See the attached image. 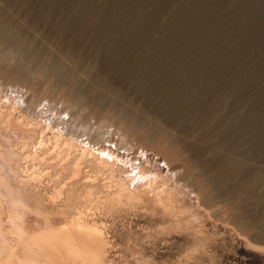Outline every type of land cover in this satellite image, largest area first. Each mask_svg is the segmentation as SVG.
<instances>
[{"label": "rangeland", "instance_id": "374dc122", "mask_svg": "<svg viewBox=\"0 0 264 264\" xmlns=\"http://www.w3.org/2000/svg\"><path fill=\"white\" fill-rule=\"evenodd\" d=\"M10 1V6L2 0L0 5L32 32L38 12L49 11V23L57 17L65 30L69 15L83 10L84 49L92 65L100 59L94 44H100L110 48L108 57L115 52L118 58L155 66L149 82L159 86L158 103H167L166 94L175 88L185 93L172 113L189 110L191 122L179 119L188 134L155 113L138 114L168 130L172 142L199 143L205 148L199 155L190 149L164 154L167 143L159 138L155 148L132 144L129 138L125 146H115L117 126L111 120L100 123L97 99L86 109V116L94 118L85 135L84 124L72 129L70 114L59 123L58 109L45 105L36 115L42 124L51 122L52 130L90 142L104 164L114 165V175L108 165L100 166L101 173L91 168L106 198L94 203L91 212L112 240V264H264V0H24L25 17L14 9L21 0ZM159 66L165 69L162 76ZM175 70L176 77L171 74ZM8 92L11 100L21 94L13 88ZM128 98L145 104L130 92ZM201 123L202 130L197 129ZM182 158L192 160L190 165L183 166ZM121 178L139 192L151 184V193H161L164 203L154 204L145 193V199L109 197Z\"/></svg>", "mask_w": 264, "mask_h": 264}, {"label": "bare ground", "instance_id": "6f19581e", "mask_svg": "<svg viewBox=\"0 0 264 264\" xmlns=\"http://www.w3.org/2000/svg\"><path fill=\"white\" fill-rule=\"evenodd\" d=\"M2 1L10 6V0ZM67 5L71 6V2ZM26 6L21 0L14 9L25 17ZM51 17L49 11L38 12L32 32L11 18L0 5V91L4 92L0 98V264H112V240L104 233L103 221L91 212V206L105 198L103 185L97 180L100 177L93 175L91 168L101 173V167L108 165L114 175V165L104 164L90 142L83 144L61 130H52L51 122L42 124L36 116L40 108L46 105L53 112L58 109L59 123L70 114L74 123L72 129L78 130L80 124H84L85 135L91 131L94 118L87 117L85 112L92 100L97 99L95 110L103 114L100 123L111 120L117 126L114 131L120 138L115 146H125L129 138L132 144L136 141L155 148L159 138L167 143L162 149L164 154L171 149H190L198 154L204 147L190 140V143L172 142L168 130L152 118L138 114V111L155 113L167 124L189 133L188 126L179 123L181 117L191 122L193 116L189 110H174L179 111L178 116L172 113L178 96L185 93L178 94L175 88L166 94L167 103H158L159 86L149 82L155 66L118 58L115 52L108 57L110 48L100 44H94L100 57L94 66L84 49L87 44L84 40L88 37L84 11L71 13L65 30L57 17L49 23ZM76 47H81L79 53ZM166 64L170 70V64ZM161 66L157 69L160 76L165 71ZM171 74L176 77L178 72ZM12 88L21 91L18 97H12L14 100L8 92ZM129 92L141 97L145 104L128 98ZM120 100H124L125 105L120 104ZM129 106L132 110L127 108ZM197 125V129L202 130V123ZM201 130L197 131L203 134ZM215 152L218 151L215 149ZM181 160L183 166L192 161ZM183 177L179 175L182 181ZM120 183L109 197L133 200L143 198L145 193L154 204L162 202L161 193H151L154 190L149 189L150 183L141 192L135 190L137 186L133 189L127 185L129 182L126 184L123 178ZM94 195L98 198H93Z\"/></svg>", "mask_w": 264, "mask_h": 264}]
</instances>
